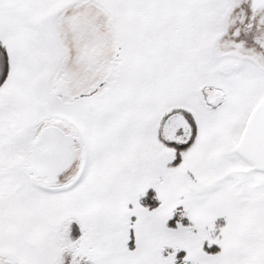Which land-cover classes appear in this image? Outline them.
<instances>
[{
    "label": "snow or ice",
    "instance_id": "obj_1",
    "mask_svg": "<svg viewBox=\"0 0 264 264\" xmlns=\"http://www.w3.org/2000/svg\"><path fill=\"white\" fill-rule=\"evenodd\" d=\"M0 264H264V0H0Z\"/></svg>",
    "mask_w": 264,
    "mask_h": 264
}]
</instances>
